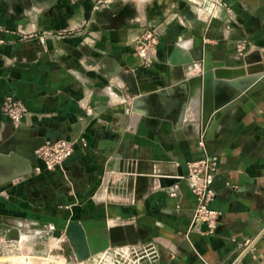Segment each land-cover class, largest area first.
<instances>
[{"label": "crops", "instance_id": "1", "mask_svg": "<svg viewBox=\"0 0 264 264\" xmlns=\"http://www.w3.org/2000/svg\"><path fill=\"white\" fill-rule=\"evenodd\" d=\"M34 1L0 0V111L10 94L28 110L20 125L0 116V225L23 234L0 238V264L48 260L69 223L88 218L134 224L151 264H264V71H243L264 69V0H112L107 19L93 0ZM65 27L75 32L58 36ZM184 55L193 68L178 66ZM206 69L207 80L183 86ZM161 91L177 106L167 118ZM80 137L88 149L78 145L64 171L37 176L36 159L8 152L22 140ZM105 140L115 148L102 149ZM210 156L219 160L212 231L195 215V179L175 195L159 186ZM127 175L141 179L129 188Z\"/></svg>", "mask_w": 264, "mask_h": 264}, {"label": "built area", "instance_id": "2", "mask_svg": "<svg viewBox=\"0 0 264 264\" xmlns=\"http://www.w3.org/2000/svg\"><path fill=\"white\" fill-rule=\"evenodd\" d=\"M217 6L218 5L212 7L215 9ZM227 8L231 11L230 7L227 6ZM150 38H153L151 32L146 35L147 40ZM248 50V41L246 39H240L236 47L237 54L242 57L246 55ZM27 111L28 110L22 100L13 95L7 98L3 103L0 116L9 117L17 125H20L23 123ZM78 145H80L82 149L87 150L89 145L86 137H80L75 141L63 138L44 141L35 149L33 154V159L37 160V164L34 167L35 175L39 176L44 173L64 171L67 164L75 157ZM218 163L219 160L217 156L190 161L187 163V173L183 176V180L189 181L190 179H195V183L192 185V192L198 203L195 215L204 219V223L209 231L216 229L219 216V213L211 208L216 197V193L211 187V183L216 175ZM168 190H170L169 192L173 195L177 192L175 187H171ZM12 227L17 229L20 235L19 240L13 241L21 242L23 239L22 230L15 226ZM36 235H39L38 231L36 232ZM122 252L123 253H120L119 257L114 255H111L113 257H110L109 255V257L112 258L113 262L116 264H151L153 260H155V254L151 251V246L148 245L140 244L138 246L130 247L128 251Z\"/></svg>", "mask_w": 264, "mask_h": 264}, {"label": "water", "instance_id": "3", "mask_svg": "<svg viewBox=\"0 0 264 264\" xmlns=\"http://www.w3.org/2000/svg\"><path fill=\"white\" fill-rule=\"evenodd\" d=\"M170 52L171 56H174L176 50L173 51V46H171ZM181 55V54H180ZM191 58L189 56H181L178 66L183 67L190 65ZM190 67L193 68L192 65ZM264 69H257L255 66L248 68V73L253 74L257 72H262ZM210 71L205 70V75L198 78H191L187 80L183 86L190 85L191 87L201 83L204 80H207L209 77ZM162 87H165L161 83ZM186 88V87H185ZM140 92H143L142 88H139ZM154 90V89H152ZM158 98V102L161 108L165 110V117L167 118L171 113L172 107H177L176 105H166L167 99H170L167 91H161L155 94ZM175 102L180 104V98H175ZM21 132L20 138L22 139V128H18ZM109 136H107V139ZM47 139H37L33 142H26L22 140L23 144H15L9 147L8 152L15 151L16 149L27 159L32 160L35 149L41 145ZM42 142V143H41ZM102 149H114L115 144L112 141H103L101 144ZM14 154V153H13ZM140 170V169H138ZM137 173H140L138 172ZM119 173L124 174H134V168L121 165L118 169ZM184 172L179 171L177 176L173 177H159V186L162 189L168 190L171 187L180 184L183 181ZM140 180L141 177H132V175L126 176L125 185H129V188H132L133 180ZM124 185V186H125ZM136 234V227L132 223H126L121 225H114L110 227L109 221L106 218H88L81 221H71L65 230L66 240L61 244V254L68 261L75 260L78 263L95 258L101 254L108 253L116 247H133L140 245V241L134 238ZM7 237V241L19 240L20 235L19 231L13 228L11 225L2 224L0 225V238Z\"/></svg>", "mask_w": 264, "mask_h": 264}, {"label": "rangeland", "instance_id": "4", "mask_svg": "<svg viewBox=\"0 0 264 264\" xmlns=\"http://www.w3.org/2000/svg\"><path fill=\"white\" fill-rule=\"evenodd\" d=\"M82 1L83 0H68V4H69L70 7H73V9H76L77 7L80 6V4L82 3ZM34 2L38 6L39 3H37V2H42V1L36 0ZM47 2H49V1H47ZM109 3L112 4L113 3L112 0H93V4L91 6V9L93 10L94 13H98L99 14L97 16L99 19H107V17H110L111 16L110 7L112 5L110 6ZM69 26H72V24H70ZM74 32H75L74 29H72L71 27H65L63 29L57 30L58 36H61V35L64 36V35H67V34H70V33H74ZM37 35L36 34H29V35L24 34V35H22L21 39L22 40H27V39H31V38H37ZM243 71L244 72L245 71L248 72V68H244ZM11 96H13V95L10 94V95L6 96L4 98V100H3V103L5 102V100L7 98H9ZM3 103H2V106H3ZM23 104H24V102H23ZM3 117L6 118L10 123H12L14 125H17L15 122H13L11 120V118L6 117V116H3ZM122 181L125 184L126 178H124ZM52 247H53L52 248V253H51V256L48 257V260H39V259H36V260H34L35 261V264H56V263H61V264H80V263L76 262L75 260H71V261L68 260L67 261L63 257V255L60 257L59 253L61 251L60 250L61 248H60V246L55 245L54 242H53V246ZM125 248H127V249H125ZM128 249H130V247H124V249H122L121 251H128ZM113 251L114 250L112 249L110 252L114 253ZM109 255H110V257H113V256H111L113 254H109V252H108L106 254H101L100 256H97L95 258L90 259L89 260L90 262L87 260V263L88 264H92V263L96 262L101 257V260L99 261V264H104V263L105 264H116V263L113 262L112 258L109 257Z\"/></svg>", "mask_w": 264, "mask_h": 264}, {"label": "bare ground", "instance_id": "5", "mask_svg": "<svg viewBox=\"0 0 264 264\" xmlns=\"http://www.w3.org/2000/svg\"><path fill=\"white\" fill-rule=\"evenodd\" d=\"M255 68H257V69H263V65H261V64H259V65H256L255 66ZM221 73H219V75H220ZM211 84V83H210ZM209 85V84H208ZM212 86V85H211ZM109 225H110V223H109ZM110 227H112L111 225H110ZM58 241V240H57ZM51 245V244H50ZM122 249H124V247L122 248H120V247H116V248H114L113 250V252L115 253V251H116V253H117V255H116V257H119L120 256V254L119 253H123V252H121V250ZM125 249H127V248H125ZM118 250H120V252L118 251ZM12 260V259H11ZM16 261H17V259H16ZM16 261H14V262H16ZM89 261V260H88ZM18 262H20L19 260H18ZM90 262V261H89ZM11 263V262H10ZM83 264H88L87 263V261H84V262H82ZM82 263H80V264H82ZM16 264H18V263H16ZM105 264V263H104Z\"/></svg>", "mask_w": 264, "mask_h": 264}]
</instances>
